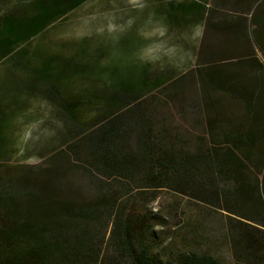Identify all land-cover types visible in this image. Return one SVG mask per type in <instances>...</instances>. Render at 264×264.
I'll list each match as a JSON object with an SVG mask.
<instances>
[{
  "label": "trees",
  "instance_id": "16d2710c",
  "mask_svg": "<svg viewBox=\"0 0 264 264\" xmlns=\"http://www.w3.org/2000/svg\"><path fill=\"white\" fill-rule=\"evenodd\" d=\"M85 1L0 0V60L10 55L23 71L13 76L17 93L0 83V264H225L194 248L163 259L148 206L163 189L224 211L234 264H264V0H192L168 11V23L202 24L190 97L170 82L163 96L148 94L165 82L148 84L131 66L24 58L21 45ZM73 77L80 88L67 103ZM97 78L109 86L106 111L90 123L79 110L93 102L86 91ZM20 91L41 92L63 126L62 145L37 165L3 158L7 107Z\"/></svg>",
  "mask_w": 264,
  "mask_h": 264
},
{
  "label": "rangeland",
  "instance_id": "374dc122",
  "mask_svg": "<svg viewBox=\"0 0 264 264\" xmlns=\"http://www.w3.org/2000/svg\"><path fill=\"white\" fill-rule=\"evenodd\" d=\"M190 1L86 0L52 22L42 35L31 37L20 46V50L24 49V58L37 51L53 55L60 65L78 60L101 66L114 64L120 69L131 66L143 74L148 84H155L152 82L155 79L165 82L161 88L154 87L148 94L163 96L161 92L166 90L161 89L170 82L179 86L183 95L190 97L195 85L188 73L194 66L202 24L188 16L171 23L165 19L173 6ZM10 57L0 60V83L7 82L1 92L17 93L14 90L17 82H12L20 83L23 71L17 69ZM16 72L20 77L13 78ZM183 74V79L178 81ZM72 80L73 84L63 93L67 103L73 101L75 91L80 88V80L76 77ZM101 80L97 78V81L88 83L90 89L86 93L91 99L95 96L92 103H85V107L79 110L80 120L91 123L106 111L100 108L103 101L100 96L109 86L107 81ZM19 94V101H13L7 107L10 120L5 127L3 158L7 165H37L62 145L63 126L55 115L52 102L41 92L20 91ZM174 122L179 120L175 117ZM180 129L191 131L188 123H180ZM148 206L157 213L156 250L165 261L178 250L194 248L215 254L225 264H234L224 211L166 189L159 191L158 198ZM253 231L258 235L261 233L259 229ZM103 249L111 255L109 243L104 244Z\"/></svg>",
  "mask_w": 264,
  "mask_h": 264
}]
</instances>
